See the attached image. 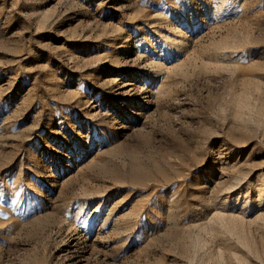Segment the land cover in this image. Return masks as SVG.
Instances as JSON below:
<instances>
[{
    "label": "rangeland",
    "instance_id": "rangeland-1",
    "mask_svg": "<svg viewBox=\"0 0 264 264\" xmlns=\"http://www.w3.org/2000/svg\"><path fill=\"white\" fill-rule=\"evenodd\" d=\"M0 264H264V0H0Z\"/></svg>",
    "mask_w": 264,
    "mask_h": 264
}]
</instances>
